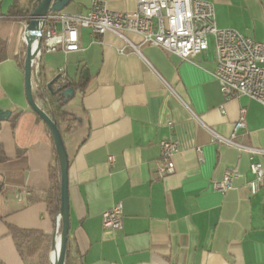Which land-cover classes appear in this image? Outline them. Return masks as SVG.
<instances>
[{
  "label": "crops",
  "instance_id": "crops-1",
  "mask_svg": "<svg viewBox=\"0 0 264 264\" xmlns=\"http://www.w3.org/2000/svg\"><path fill=\"white\" fill-rule=\"evenodd\" d=\"M101 1L113 11L137 8L136 0ZM208 1L218 27L264 42V0ZM13 2L0 0L6 53L0 61V108L11 110L0 120V145L7 155L0 163V264H51L60 208L53 215L47 198L58 158L48 126L26 97L29 16H9ZM19 3L32 10L36 0ZM91 3L71 0L62 12L86 13ZM128 37L140 53L129 47L119 53L125 41L116 34L92 39L82 29V50L40 58L45 83L61 73L85 81L63 107L71 117L59 120L70 160L69 264H264V185L255 194L248 186L250 164L264 165V155L240 151L213 134L230 138L245 107L246 128L233 142L264 148V105L248 96H223L214 76L213 36L206 50L187 60L143 44L137 34ZM36 97L42 99L40 93ZM44 105L51 110L50 103ZM174 138L180 141L175 172L161 177L160 141ZM235 166L241 177L234 187L215 190L214 181ZM119 202L122 227L105 228L103 213ZM9 226L26 236L15 238Z\"/></svg>",
  "mask_w": 264,
  "mask_h": 264
},
{
  "label": "built area",
  "instance_id": "built-area-1",
  "mask_svg": "<svg viewBox=\"0 0 264 264\" xmlns=\"http://www.w3.org/2000/svg\"><path fill=\"white\" fill-rule=\"evenodd\" d=\"M136 2L137 8L133 12L113 11L101 0H92L86 13L66 14L61 11L48 15L43 29L42 47L33 61L32 85L39 106L45 109L44 103H49L47 96L40 95L42 99L36 97L46 85L43 76H40V58L45 53L59 50H82V29H88L92 39L108 32L121 37L125 41V46L119 48L121 54L127 53L128 47L140 53L139 46L128 37L129 33H134L141 37L143 44L159 46L186 60L206 50L211 35L215 41L217 62L214 76L226 100L248 96L264 105V42L235 29L218 27L214 3L208 0ZM61 76L64 79L66 77L62 73ZM245 128L246 108L242 107L230 138L212 132L215 140L232 144L240 151L264 155V148L233 142L238 132ZM179 146L180 141L175 138L160 141V166L157 171L159 176L164 177L175 172L174 156L179 152ZM196 150L202 154L200 147ZM113 161L114 157L109 156V162ZM250 170L253 178L248 186L250 192L255 194L264 185V165L260 161L252 162ZM239 177L241 172L238 166L230 168L222 178L214 181L213 188L226 192L234 187V181ZM22 194L23 192H18L17 198L21 199ZM122 224L123 204L119 202L103 213V225L105 228L115 229L121 228ZM55 232H60L59 216Z\"/></svg>",
  "mask_w": 264,
  "mask_h": 264
},
{
  "label": "water",
  "instance_id": "water-1",
  "mask_svg": "<svg viewBox=\"0 0 264 264\" xmlns=\"http://www.w3.org/2000/svg\"><path fill=\"white\" fill-rule=\"evenodd\" d=\"M71 0H36L35 5L29 14V22L26 27V56H25V89L26 97L31 108L38 114V116L45 122L51 133L52 139L55 144L57 158L61 171V184H60V211H59V225L61 230L59 234L55 232L52 240L51 253L55 250L58 241L60 242V251L57 260H53L51 256V264H66L67 246L70 236V201H69V166L70 160L68 151L63 139V135L57 120L49 112L39 106L35 100V94L32 85L33 61L42 47L43 29L45 20L52 12L63 11ZM83 76L87 78L86 70L83 71ZM78 81L65 79L61 74L54 77L46 83L45 88L57 100L62 101L64 104L68 103L74 96L77 90L75 86H69L65 82ZM11 110H3L0 108V120L9 118ZM51 255V254H50Z\"/></svg>",
  "mask_w": 264,
  "mask_h": 264
},
{
  "label": "trees",
  "instance_id": "trees-1",
  "mask_svg": "<svg viewBox=\"0 0 264 264\" xmlns=\"http://www.w3.org/2000/svg\"><path fill=\"white\" fill-rule=\"evenodd\" d=\"M30 11H31L30 9L22 7L19 3V0H14L13 5L11 6L8 14H9V16L14 17V18H27L30 14ZM5 57H6L5 44L0 42V61L3 60ZM84 82L85 81L83 80V83L80 84L78 82L75 83L73 81L67 80L65 82V84H67L69 86H75L78 88L79 86H83ZM40 95H42L43 97L50 95L52 97L49 100L50 101L49 103L51 105V110L49 112H51V114L57 120L58 124H59L60 119L61 120H68L71 117V114L63 109L65 104L62 101L57 100L55 97H53L48 92L47 88H45L43 91H41ZM54 102H56L55 105H54ZM5 160H7V155L5 153L3 146L0 145V163L5 161ZM52 179H53L52 188H51V192L48 195L47 199H48V205H49L50 211L53 215H55L59 211V208H60L59 191H60V184H61V171H60V165H59L58 159H57L56 164L53 168ZM3 189H4V181L2 179H0V193L3 191ZM53 192L56 193L55 197L52 194ZM55 202H56V204H55ZM9 227H10L11 232L15 236V238L18 237V234L24 235V237L27 234L26 231H23V230L15 227V226H9ZM60 230H61V226H60ZM41 235L43 238L47 237L43 233ZM17 244H18L19 249L21 250L22 243L17 241ZM21 252H22V250H21ZM69 263H70V240L68 241L67 258H66V264H69Z\"/></svg>",
  "mask_w": 264,
  "mask_h": 264
},
{
  "label": "bare ground",
  "instance_id": "bare-ground-1",
  "mask_svg": "<svg viewBox=\"0 0 264 264\" xmlns=\"http://www.w3.org/2000/svg\"><path fill=\"white\" fill-rule=\"evenodd\" d=\"M59 251H60V242L58 241L55 250L51 253V256H52L53 260H55V261L57 260Z\"/></svg>",
  "mask_w": 264,
  "mask_h": 264
},
{
  "label": "rangeland",
  "instance_id": "rangeland-1",
  "mask_svg": "<svg viewBox=\"0 0 264 264\" xmlns=\"http://www.w3.org/2000/svg\"><path fill=\"white\" fill-rule=\"evenodd\" d=\"M242 33V32H241ZM244 34V33H243ZM246 35V34H245ZM246 36H248V35H246ZM249 37H251V36H249ZM251 38H253V37H251ZM254 39H256V38H254Z\"/></svg>",
  "mask_w": 264,
  "mask_h": 264
}]
</instances>
